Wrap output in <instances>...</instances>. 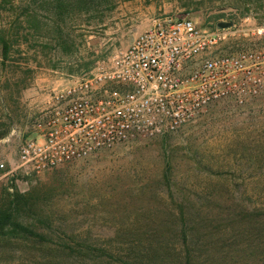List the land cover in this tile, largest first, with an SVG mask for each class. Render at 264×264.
Instances as JSON below:
<instances>
[{"label": "rangeland", "instance_id": "rangeland-1", "mask_svg": "<svg viewBox=\"0 0 264 264\" xmlns=\"http://www.w3.org/2000/svg\"><path fill=\"white\" fill-rule=\"evenodd\" d=\"M5 1L0 209L9 200L34 234L7 225L0 264H264V92L213 103L172 134L40 174L16 168L54 97L108 71L153 19L218 27V55L264 52V0H68L58 16L53 0Z\"/></svg>", "mask_w": 264, "mask_h": 264}, {"label": "built area", "instance_id": "built-area-1", "mask_svg": "<svg viewBox=\"0 0 264 264\" xmlns=\"http://www.w3.org/2000/svg\"><path fill=\"white\" fill-rule=\"evenodd\" d=\"M254 31L262 35L264 27ZM221 39L188 18L156 17L108 71L54 97L18 146L16 168L40 174L120 143L172 134L213 103L242 105L264 92V52L218 55Z\"/></svg>", "mask_w": 264, "mask_h": 264}, {"label": "trees", "instance_id": "trees-1", "mask_svg": "<svg viewBox=\"0 0 264 264\" xmlns=\"http://www.w3.org/2000/svg\"><path fill=\"white\" fill-rule=\"evenodd\" d=\"M68 0H53L51 5H52V9L55 12V15L58 16L60 13H63L65 7H66V2ZM79 2L81 0H78ZM11 10L10 8H12L10 6V2L9 1H5V0H0V65L4 66L5 63L8 61V56L10 53V45H11V30H10V26L11 25H7L6 19H4L2 17V15L7 12L8 9ZM25 9H23L22 7H20V12H25ZM22 16V15H20ZM18 19H21V17H16ZM16 23L21 24L18 20L15 21ZM2 127V125H0V128ZM2 135V133H0V136ZM12 203L5 199V202L3 203V208L0 209V233L3 232L6 228L7 225L11 224V226L13 227V231L9 232V233H15V232H22L24 234H27L29 236L32 237V235L34 234L33 232H31L28 228H26L25 226H23L20 223L15 222L12 218H11V209L9 208V206ZM7 208H6V207Z\"/></svg>", "mask_w": 264, "mask_h": 264}, {"label": "water", "instance_id": "water-1", "mask_svg": "<svg viewBox=\"0 0 264 264\" xmlns=\"http://www.w3.org/2000/svg\"><path fill=\"white\" fill-rule=\"evenodd\" d=\"M215 29H217V30H218V27H216Z\"/></svg>", "mask_w": 264, "mask_h": 264}]
</instances>
